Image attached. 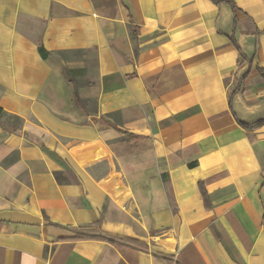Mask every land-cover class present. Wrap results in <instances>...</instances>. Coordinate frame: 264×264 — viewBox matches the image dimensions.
I'll return each mask as SVG.
<instances>
[{
    "label": "crops",
    "instance_id": "1",
    "mask_svg": "<svg viewBox=\"0 0 264 264\" xmlns=\"http://www.w3.org/2000/svg\"><path fill=\"white\" fill-rule=\"evenodd\" d=\"M258 69L264 0H0V264H264Z\"/></svg>",
    "mask_w": 264,
    "mask_h": 264
},
{
    "label": "trees",
    "instance_id": "2",
    "mask_svg": "<svg viewBox=\"0 0 264 264\" xmlns=\"http://www.w3.org/2000/svg\"><path fill=\"white\" fill-rule=\"evenodd\" d=\"M212 1L215 2V3H219L220 2V0H212ZM37 50H38V54L40 55V57L42 59H46L47 57L50 56V52L47 51L44 48V46L42 45V43H38ZM258 71L260 72L261 76L264 78L263 71L261 69H258ZM231 94H230L229 99H228L229 106H231ZM79 101H80V99L78 98L77 94L74 92V102L76 104H79ZM3 112L4 111L2 110V108H0V117L2 116ZM237 122L243 128L248 129V128L258 127V126L262 125L264 123V120H260V121L254 123V124H246V123H242V122H240L238 120H237ZM198 186H199V190H200V193H201L202 197L207 202V196H206L205 190H204V188H203V186H202V184L200 182H199ZM81 230H82V233L76 235L75 236L76 238H79V239H86V238H89V239H98V240L107 241L109 243H112L113 240H114V237L113 236L108 235V234H105V233H102V232L97 231V230L96 231L95 230H91V229H81ZM160 257L163 260H165V261L168 259V257H166L164 255H160Z\"/></svg>",
    "mask_w": 264,
    "mask_h": 264
},
{
    "label": "rangeland",
    "instance_id": "3",
    "mask_svg": "<svg viewBox=\"0 0 264 264\" xmlns=\"http://www.w3.org/2000/svg\"><path fill=\"white\" fill-rule=\"evenodd\" d=\"M76 55H81V54H79V53H68V54H63V56H68V57H73V56H76ZM92 70H93V68H92ZM5 119L7 120H10V121H12V122H17V120L15 119V118H12V117H10V116H8V117H5Z\"/></svg>",
    "mask_w": 264,
    "mask_h": 264
}]
</instances>
